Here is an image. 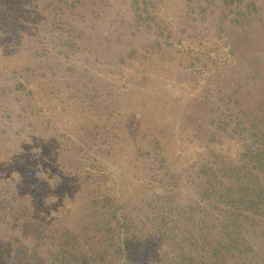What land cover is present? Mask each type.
<instances>
[{
	"label": "rangeland",
	"instance_id": "374dc122",
	"mask_svg": "<svg viewBox=\"0 0 264 264\" xmlns=\"http://www.w3.org/2000/svg\"><path fill=\"white\" fill-rule=\"evenodd\" d=\"M261 195L264 0H0V264H264Z\"/></svg>",
	"mask_w": 264,
	"mask_h": 264
},
{
	"label": "trees",
	"instance_id": "16d2710c",
	"mask_svg": "<svg viewBox=\"0 0 264 264\" xmlns=\"http://www.w3.org/2000/svg\"><path fill=\"white\" fill-rule=\"evenodd\" d=\"M263 195V194H262ZM261 195V196H262ZM261 196L259 197V200H258V202H256L255 201V203H254V205H260V204H263V197L264 196H262V198H261ZM257 207V206H256ZM236 230H238L237 228H236ZM235 233H237V232H235ZM233 237H235V234H233L232 235V237L231 238H233ZM236 241V243L234 244V245H229L227 248H226V250L227 251H229V252H232V251H239L240 249H241V247H240V243H239V240L237 239V240H235Z\"/></svg>",
	"mask_w": 264,
	"mask_h": 264
},
{
	"label": "bare ground",
	"instance_id": "6f19581e",
	"mask_svg": "<svg viewBox=\"0 0 264 264\" xmlns=\"http://www.w3.org/2000/svg\"><path fill=\"white\" fill-rule=\"evenodd\" d=\"M256 21V20H255ZM263 36V35H262ZM249 52H250V50H249ZM247 55V54H246ZM247 58V57H246ZM248 59V58H247ZM251 70H252V68H250ZM256 69V68H255ZM256 72V71H255Z\"/></svg>",
	"mask_w": 264,
	"mask_h": 264
}]
</instances>
